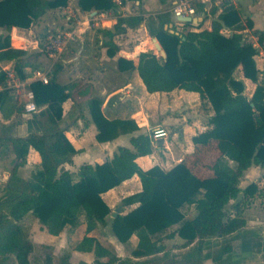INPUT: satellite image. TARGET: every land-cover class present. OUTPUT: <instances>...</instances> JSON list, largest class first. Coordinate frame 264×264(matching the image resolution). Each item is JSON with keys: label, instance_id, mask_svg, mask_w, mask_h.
Segmentation results:
<instances>
[{"label": "trees", "instance_id": "1", "mask_svg": "<svg viewBox=\"0 0 264 264\" xmlns=\"http://www.w3.org/2000/svg\"><path fill=\"white\" fill-rule=\"evenodd\" d=\"M67 3L68 0H0V27L7 31L0 35V61H13L12 67L17 75L29 77L31 74L23 63L26 49L10 45L9 31L13 27L30 28L46 10L63 7ZM191 3L196 13L203 12V19L207 18L203 4ZM77 5L82 11L116 8L113 0H78ZM142 22L148 35L158 40L166 57L147 50L138 54L136 64L119 58V66L136 67L148 92L175 88L198 92L203 101L209 102L213 114L208 128L193 136V142L204 144L209 139L227 141L223 157L234 161L235 169L219 168L214 177L204 179L195 176L183 163H177L169 170L157 165L142 169L136 159L150 154L152 144L147 134H138L130 136L132 148L119 146L110 159L81 164L76 174H72L63 164L70 163L77 150L64 130L57 126L61 104L68 93L66 87L55 79L59 68L55 64L48 83L39 80L30 83L35 102L41 108L40 113L45 114L51 129L5 139L15 154V161L11 174L5 180L7 194L0 201V254H12L17 264H31L29 254L33 245L19 223L28 213L33 214L51 235H58L65 226H77L82 217L85 235L75 243L74 249L92 252L96 262L103 258L111 263L120 260L88 233L97 223L105 224L110 213L101 194L134 174L139 177L141 189L123 197L120 204L136 206L124 214L117 213L110 221L111 232L118 242H126L131 235H136L137 244L131 250L133 257L164 251L165 241L175 235L183 239L182 247L196 241L200 251L204 239L223 238L244 226L241 208L254 194L256 186L249 184L240 189L239 178L251 165H264V80L257 81L256 48L243 33L239 10L225 1L220 12L211 19L209 28H201L200 24L197 30H193L187 23L179 27L177 30L183 39L164 28L171 22L166 13L144 17L139 11L118 16L114 29L120 32L123 24L134 27ZM245 24L252 27L249 18L245 19ZM105 33L113 36L110 32ZM238 67L245 78L256 83L251 96L245 94L244 81L235 76ZM5 79L0 67V85L5 84ZM10 99V90L1 89L0 112L8 107ZM88 108L99 142L112 140L121 133H132L138 128L133 120L106 118L97 97L90 98ZM29 148L38 152L41 163V169L33 180L16 175V168L25 161ZM239 194L244 199H238L228 207L229 201L237 199ZM185 205H195L196 212L191 219L182 213ZM230 253L232 246L227 240L219 246L214 257H206L219 263Z\"/></svg>", "mask_w": 264, "mask_h": 264}, {"label": "crops", "instance_id": "2", "mask_svg": "<svg viewBox=\"0 0 264 264\" xmlns=\"http://www.w3.org/2000/svg\"><path fill=\"white\" fill-rule=\"evenodd\" d=\"M77 1L68 0L66 6L46 10L30 28L13 27L9 31L10 45L15 48H25V55L37 48V40L33 36L34 32L37 33V29L42 25L45 35L51 28H59L55 24L58 22L68 27L72 25L71 29L75 31V39L69 43L54 63L59 66L55 79L66 87L68 93L67 98L61 104L62 111L57 126L64 130L66 137L77 150L72 155L71 162L64 163L63 167L73 174L81 164L101 163L110 159L119 146L132 148L130 136L147 134L148 125H159L168 132V136L151 139V153L136 159L142 169L157 165L163 170H169L177 163H183L195 176L201 179L214 177L219 168L235 169V162L223 157L228 146L227 141L209 139L204 144L193 142V136L208 128L209 118L213 114L209 102L203 101L198 92L180 88L171 91L148 92L136 67L130 69L123 67V64H121L122 66L118 64L119 58L132 60L136 64L137 56L142 51L152 50L155 54L157 53L154 51L155 48H152L153 42L144 22L134 27L123 24V30L117 32L114 29L116 18L136 14L139 11H142L144 17L166 13L173 23V29L177 30L183 25H180L171 14V8L176 0H142L141 3L137 0H120V2L113 0L116 8L107 11H82L79 9ZM194 1L203 4L207 18L203 19V12L193 15V18H197L199 14H203L201 21L198 22L194 19L192 22H187L188 28L193 30H197L200 24L201 28H209L211 19L220 12L225 1L231 2L241 10V13L245 15L244 19L241 17L244 25L243 33L256 48L254 60L259 70L257 81L264 80V23L261 22V19L264 20V14H262L264 0H254L261 2V6L258 8L249 5L251 0H216L214 2L192 0L191 2ZM246 18L251 20V28L245 24ZM2 30L3 28L0 27V33ZM105 31L112 33L113 36H108ZM27 51L29 52L27 53ZM49 58L52 61L54 59ZM37 61L41 62L40 66L42 67L51 64L50 61L45 65L40 55ZM23 63L27 70L34 66L33 63ZM12 64L11 60L0 61L1 68ZM237 70L238 75L235 72V76L244 81L245 94L251 96L256 83L245 78L240 67ZM10 94L15 99L16 107L18 103L15 92L10 90ZM93 97L101 100V110L106 118L133 120L138 127L137 130L132 133H121L109 141H97V128L91 119L88 108V102ZM20 115L17 108L15 114L7 119H3L0 115V121L3 123L12 120L15 123L10 128L11 134L0 135V141L5 142L9 136H25L30 132H38L30 129L26 123L24 124ZM11 154L13 157L11 169L7 171L0 166V175L4 178V180L0 178V182L2 181L3 186L14 166L15 154L12 150ZM40 169L38 152L29 148L25 161L18 165L16 171L20 177L25 179L26 176L22 171H27V174H30L33 170ZM249 184H254L256 191L241 208L240 216L244 219L245 224L223 237L232 246V253L225 255L217 264H264V165L253 164L244 170L239 178V188L244 189ZM140 189L139 177L134 174L131 178L102 193L101 197L110 208V213L105 218L106 221L109 216L113 217L114 210L121 205L123 197ZM238 199H244L243 195L239 194L237 199H231L228 207ZM135 206L136 204L121 205L119 213L124 214ZM195 212V205H185L182 208L185 218L191 219ZM230 212L233 210L230 209ZM28 221H31L33 225L27 227ZM19 223L20 225L24 224L23 230L27 232V238L33 246L36 245L37 234L43 239L45 237L56 238L68 231L82 234L79 240L85 235V223L82 217L77 226H65L58 235L49 234L31 213L24 216ZM103 227L104 224L97 223L88 235L94 236L113 254L117 253L116 250L127 242H131L130 250L136 246L137 237L135 234L131 235L126 242L120 243L112 232H104ZM174 239L183 242V239L177 235L167 240ZM74 250L76 253L93 255L92 252Z\"/></svg>", "mask_w": 264, "mask_h": 264}, {"label": "rangeland", "instance_id": "3", "mask_svg": "<svg viewBox=\"0 0 264 264\" xmlns=\"http://www.w3.org/2000/svg\"><path fill=\"white\" fill-rule=\"evenodd\" d=\"M249 5L258 8L261 6V2H256L254 0H251ZM237 9L239 10V8ZM239 13L240 16L244 19L245 15L241 13V10H239ZM262 14H264V11L262 12ZM261 22L264 23V20L261 19ZM55 24H57L59 28H68V29L72 28V25L68 27L60 24L59 22ZM54 30H55L54 28H51L48 31V33H52L54 32ZM6 33L7 31L3 29L0 35H5ZM224 33L227 34V31H224ZM45 37L46 36L43 31V25H42L40 28L37 29V33L34 32V36H33V38L37 40L38 43L37 48L33 49L35 51H30V52L27 51V53L29 52V54L23 57V62L33 63L35 67L40 66L41 62L37 61L39 55L41 56L45 65H47L51 61L49 57H46L47 55L45 54V52L42 49H40V47L42 46V42L45 40ZM152 48L154 49L153 46ZM154 51L157 54H159L155 49ZM33 70L34 69H30L29 67L27 71H29L30 74L32 75ZM236 74L238 75V70L236 71ZM14 100L15 99L11 96V99L8 103V107H6L4 111L0 112V115L3 119H7L11 115H14L16 112V108L18 109V111L20 110L18 104L15 107ZM20 118L22 119V122H24V124L26 123L30 129H33V131H38L39 133L49 131L52 127L45 114H41L40 111L33 114L32 116L20 115ZM13 124H15L13 120L8 123H3L2 121H0V135L5 136L11 134L10 128L13 126ZM12 165H13V157L11 154L10 147L7 145V143L0 141V166L2 169L8 171L11 169ZM36 172L37 170L36 171L33 170L30 174L28 173L30 175L28 177L27 171L25 172L22 171V173H24L26 176L25 179L28 180L35 179ZM73 174L75 175L76 173L73 172ZM16 175L19 176L17 174V171H16ZM0 178L4 180V178H2L1 175ZM5 194L7 193L1 181L0 201L4 198ZM3 212H6L5 208H3ZM110 221H111V216L108 217L103 227V229H105L104 232L106 233L111 232ZM21 225L24 228V224L21 223ZM30 225H33V223L31 221H28L26 223V226L29 227ZM25 233L27 235V232ZM38 235L39 234H37V239H35L36 245L33 246V250L29 254V258H30L29 260L31 264H189L191 261H197L198 264H217L215 261L212 260V258L206 257V255H212L214 257L217 254V250L219 246H221L222 244H224L225 241H227V239L225 238L208 237L204 239V241L201 243L200 251H199L196 241L187 247H182V241L178 239L166 240V248L164 251L151 256H146L141 258L140 257L136 258L131 256V250H130L131 242H127L116 250L117 253H114L119 257L120 260L111 263L108 262V259L106 258L100 259L103 260L101 262H96L95 257L91 254L76 253L73 246L74 243L77 242L80 236L82 235L80 233L75 234L72 232L65 231L56 238L45 237V239L39 237ZM0 264H17V263L12 254H5V255L0 254Z\"/></svg>", "mask_w": 264, "mask_h": 264}, {"label": "built area", "instance_id": "4", "mask_svg": "<svg viewBox=\"0 0 264 264\" xmlns=\"http://www.w3.org/2000/svg\"><path fill=\"white\" fill-rule=\"evenodd\" d=\"M120 2V0H116ZM192 0H176L171 8V14L175 20L180 16H193L196 14L195 8L191 3ZM201 2H214L216 0H200ZM45 40L42 42V49L48 57L54 58L51 64L42 67L38 66L32 71V75L26 78H20L12 65L2 67L5 74V84L0 85L1 89H9L15 92L20 114L22 116H32L39 112V107L35 102L34 92L30 87L33 80H39L42 83H48L51 76V69L54 66L58 56L64 49L75 39V31L67 28H56L54 32L47 33ZM18 39L17 37H15ZM20 39V38H19ZM18 39V40H19ZM38 45V43H37ZM147 135L151 139L165 138L168 132L159 125H148Z\"/></svg>", "mask_w": 264, "mask_h": 264}, {"label": "water", "instance_id": "5", "mask_svg": "<svg viewBox=\"0 0 264 264\" xmlns=\"http://www.w3.org/2000/svg\"><path fill=\"white\" fill-rule=\"evenodd\" d=\"M202 15L203 14H199V16L197 18H193L192 16H180L177 18V21L180 25H184L187 22H192L194 19L201 21L202 19ZM165 29H167L170 33H175L177 35H179L182 39L183 37L181 36V34L178 32V30L173 29V23H168L167 25L164 26ZM151 40L153 42V46L155 48V50L159 53V55L162 58L166 57L165 51L162 49L160 43L158 42V40L155 37H151ZM121 210V205L117 206L114 210L113 216H115L117 213H119Z\"/></svg>", "mask_w": 264, "mask_h": 264}]
</instances>
